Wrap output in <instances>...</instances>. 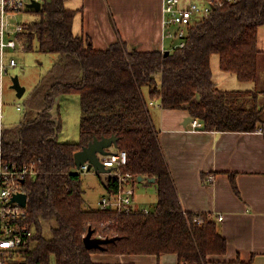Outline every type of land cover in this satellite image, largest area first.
I'll return each instance as SVG.
<instances>
[{
	"label": "trees",
	"instance_id": "trees-1",
	"mask_svg": "<svg viewBox=\"0 0 264 264\" xmlns=\"http://www.w3.org/2000/svg\"><path fill=\"white\" fill-rule=\"evenodd\" d=\"M65 0H44L38 19L23 25L25 50L37 42L38 52L56 55L52 69L38 84L30 108L18 130H2L4 164L26 166L27 223L33 235L27 248L4 253L3 264H100L91 255H176L181 264H210V257L226 252V240L210 215L182 210L167 168L158 131L152 125L148 102L163 110H185L208 132L254 133L264 137V102L259 91H226L216 87L212 55L221 71L239 82L257 78V32L264 26V0H234L195 23L183 48L129 52L118 40L105 50L73 33L76 11ZM147 88L148 100L142 89ZM60 95L79 98V140H57L60 124L51 108ZM117 138L114 152H125L120 173L154 179L157 203L148 214L136 210L118 214L84 208L81 175L74 154L94 138ZM111 150V149H110ZM109 150V152H110ZM99 177L100 175L97 174ZM232 188L237 193L233 177ZM102 183V181H101ZM135 183V182H134ZM133 183V184H134ZM106 194L120 189L117 176L102 183ZM200 218L197 223L194 219ZM52 221L51 236L43 224ZM113 239L102 249L88 250L83 238Z\"/></svg>",
	"mask_w": 264,
	"mask_h": 264
},
{
	"label": "crops",
	"instance_id": "crops-1",
	"mask_svg": "<svg viewBox=\"0 0 264 264\" xmlns=\"http://www.w3.org/2000/svg\"><path fill=\"white\" fill-rule=\"evenodd\" d=\"M64 5L77 12L74 35L90 41L95 50H105L118 40L129 52L166 50L161 0H65ZM257 50L264 55V26L257 32ZM145 98L148 100L147 94ZM148 111L182 210L212 216L226 240L225 254L210 257V264H264L263 134L192 131L189 123L184 125L189 118L185 110H163L157 100L148 102ZM134 186L133 203L138 210ZM101 256L92 254L91 260L100 264H181L176 255H108V260Z\"/></svg>",
	"mask_w": 264,
	"mask_h": 264
},
{
	"label": "built area",
	"instance_id": "built-area-1",
	"mask_svg": "<svg viewBox=\"0 0 264 264\" xmlns=\"http://www.w3.org/2000/svg\"><path fill=\"white\" fill-rule=\"evenodd\" d=\"M161 28L162 38L170 40V47L183 48L188 35V30L195 23L209 17L213 11L221 8L224 4L234 0H161ZM29 3V2H28ZM24 0H0V120L2 118V90L3 76L7 68L16 67L14 59L8 57V51L22 50L23 41L20 35L23 32V25L13 21L16 13L27 9ZM152 104V103H151ZM19 111L20 108L17 107ZM192 131L204 129L203 123L197 118L191 119ZM262 133L261 130L258 131ZM2 129L0 124V264L1 256L4 253L27 248L33 231L27 223L25 207L17 202H12L14 195L22 193L21 184L25 177L34 175L32 169L26 166H17L15 163L4 164L1 153ZM100 162L106 169H110V176H117L121 189L114 195L101 197L98 202V209L102 211L112 210L118 214H128L136 211L133 203L132 185L136 178L130 173L121 174L120 169L126 164L125 152H114L110 150L107 156H99ZM87 164L79 170L86 172ZM148 214L147 209L141 210ZM222 220V217H218ZM195 222L199 223L200 218L196 216Z\"/></svg>",
	"mask_w": 264,
	"mask_h": 264
},
{
	"label": "rangeland",
	"instance_id": "rangeland-1",
	"mask_svg": "<svg viewBox=\"0 0 264 264\" xmlns=\"http://www.w3.org/2000/svg\"><path fill=\"white\" fill-rule=\"evenodd\" d=\"M28 3L30 0H24ZM40 3L44 0H38ZM47 2L49 0H46ZM38 19V14L30 9H25L16 13L13 21L24 25L34 22ZM22 44V50L18 48L14 51H8V57L16 62V67L7 68L3 76L2 90V118L0 120L2 130H18L29 112L28 102L33 96L39 83L42 82L44 76L52 69L57 60L56 55L44 54L38 52V45L33 41L31 50H25L24 41H18ZM170 47V40H166L165 49ZM211 71L213 82L216 87L226 91H259V101L264 102V55L258 56L257 78L253 82H239L232 74L225 73L219 68L218 56L212 55ZM14 77L18 78L19 84L25 89L21 98L16 96V92L11 88ZM144 96L147 94V88H143ZM20 108V111L17 110ZM51 116L58 120L60 131L57 134V140L61 143H77L79 140V119L80 107L77 95H60L56 98L52 108ZM264 119V113H263ZM3 136V134H2ZM78 171V170H77ZM82 191L84 199V208L96 210L101 197L106 195V191L101 183L100 177L92 169L90 172H83L81 175ZM135 203L139 206V210L147 209L152 212L157 203V186L147 181H135L134 183ZM54 226L52 221L43 224L44 236L50 238V228ZM96 255H108L95 253ZM101 256V257H102ZM138 257V256H134ZM152 258V256H141ZM164 257V256H162ZM103 258V257H102ZM54 264V263H52Z\"/></svg>",
	"mask_w": 264,
	"mask_h": 264
},
{
	"label": "water",
	"instance_id": "water-1",
	"mask_svg": "<svg viewBox=\"0 0 264 264\" xmlns=\"http://www.w3.org/2000/svg\"><path fill=\"white\" fill-rule=\"evenodd\" d=\"M27 9L38 12L41 9V3L38 0H30L26 5ZM11 88L16 92V96L21 98L25 92V89L22 88L19 84L18 78L14 77L12 80ZM191 118H187L184 125L189 123ZM117 146V138L112 136L110 138H102L100 140L94 138L87 146L83 147L81 150L77 151L74 154V164L76 170H79L83 165L87 164L86 172H90L92 169L95 173L100 175L102 183L110 178V169H106L99 160V156H107L111 148ZM139 182L147 181L148 183H154L155 180L152 179H143L139 177L137 179ZM27 197L23 193L14 195L12 202H17L21 207L26 205ZM113 241V239H100L93 238L92 231L89 230L86 236L83 238V244L86 249H102V246Z\"/></svg>",
	"mask_w": 264,
	"mask_h": 264
}]
</instances>
